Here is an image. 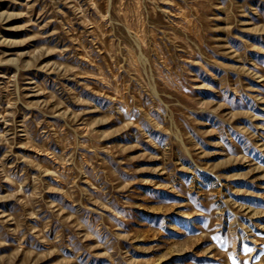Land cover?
I'll list each match as a JSON object with an SVG mask.
<instances>
[{"label":"rangeland","instance_id":"1","mask_svg":"<svg viewBox=\"0 0 264 264\" xmlns=\"http://www.w3.org/2000/svg\"><path fill=\"white\" fill-rule=\"evenodd\" d=\"M0 264H264V0H0Z\"/></svg>","mask_w":264,"mask_h":264}]
</instances>
